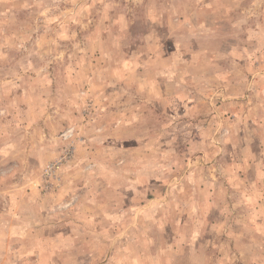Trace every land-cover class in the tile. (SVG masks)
<instances>
[{
    "label": "rangeland",
    "instance_id": "rangeland-1",
    "mask_svg": "<svg viewBox=\"0 0 264 264\" xmlns=\"http://www.w3.org/2000/svg\"><path fill=\"white\" fill-rule=\"evenodd\" d=\"M0 264H264V0H0Z\"/></svg>",
    "mask_w": 264,
    "mask_h": 264
}]
</instances>
